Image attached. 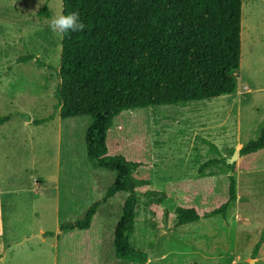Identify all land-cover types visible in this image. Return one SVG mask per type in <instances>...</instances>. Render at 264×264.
Listing matches in <instances>:
<instances>
[{"label":"rangeland","instance_id":"obj_1","mask_svg":"<svg viewBox=\"0 0 264 264\" xmlns=\"http://www.w3.org/2000/svg\"><path fill=\"white\" fill-rule=\"evenodd\" d=\"M57 14L63 0H0V23L11 24L0 27V117L10 116L0 126V264H137L114 255L125 193L98 209L89 230H60L82 219L116 176L88 160L91 117H60L62 34L48 26ZM17 43L25 47L21 55L32 53L53 67H43V101L16 98L22 83L12 84L9 74L20 55L8 54ZM233 76L237 89L230 96L125 111L111 126L110 153L139 163L138 179L149 182L138 191L167 195L160 204L140 200L131 238L158 264H264V243L253 257L264 229V148L240 156L264 129V0H242L241 66ZM34 80L39 83L40 73ZM5 93L15 96L12 103ZM235 151L234 171H200L212 159L228 162ZM230 175L237 201L226 216L214 215L228 198ZM179 206L195 208L200 220L177 226Z\"/></svg>","mask_w":264,"mask_h":264},{"label":"trees","instance_id":"obj_2","mask_svg":"<svg viewBox=\"0 0 264 264\" xmlns=\"http://www.w3.org/2000/svg\"><path fill=\"white\" fill-rule=\"evenodd\" d=\"M72 12L79 14L85 28L62 34L56 92L60 117H91L85 133L88 160L96 169L114 172L116 178L82 219L66 222L60 230H89L98 209L125 193L114 234V255L137 264H158L150 250L135 246L131 238L140 200L160 204L167 195L156 190L138 191L140 184L149 183L137 177L140 164L111 154L108 134L113 121L125 111L185 106L236 92L233 73L241 66L242 0H63V14ZM32 59L40 67L53 69L32 53L20 55L13 65ZM9 120L10 116L0 117V126ZM263 148L264 129L257 139L243 145L240 156ZM208 166H221L230 173L236 163L221 157L210 160L200 171ZM236 201V181L230 175L228 198L214 215L226 216ZM175 214L177 226L200 220L195 208L179 206ZM263 243L264 229L253 257Z\"/></svg>","mask_w":264,"mask_h":264},{"label":"crops","instance_id":"obj_3","mask_svg":"<svg viewBox=\"0 0 264 264\" xmlns=\"http://www.w3.org/2000/svg\"><path fill=\"white\" fill-rule=\"evenodd\" d=\"M7 16L6 18L8 20H13L12 17H10V15H4ZM21 19V17H20ZM22 20V19H21ZM11 26L10 22L7 21L6 23H0V27L2 28H7ZM24 28V27H23ZM35 30V29H34ZM15 48L14 51L11 52L10 54H8V56H19L21 55V51L24 49L25 47L22 45L20 47V44H14ZM10 58V57H9ZM4 60V59H2ZM45 69L43 67H38L34 60H29L26 63H20L19 65L16 64L13 66V68L10 71L9 77L12 78V84H16L18 81L19 83H22V85L20 86V94L16 95V98L19 96L24 97L26 100L28 98L31 99H40V101H43L46 96L44 94H46V81H47V77L45 76ZM40 73V81L37 84L34 80V78ZM31 80V82H29ZM33 81V82H32ZM26 83V84H24ZM5 97L6 100L9 103H12L11 100H14L15 96L12 94H6L5 93ZM60 113V112H59Z\"/></svg>","mask_w":264,"mask_h":264},{"label":"clouds","instance_id":"obj_4","mask_svg":"<svg viewBox=\"0 0 264 264\" xmlns=\"http://www.w3.org/2000/svg\"><path fill=\"white\" fill-rule=\"evenodd\" d=\"M41 2V0H40ZM49 28L53 32L60 34L68 32H79L85 28L84 23L80 20L79 14L76 12L68 14H57L49 21Z\"/></svg>","mask_w":264,"mask_h":264},{"label":"water","instance_id":"obj_5","mask_svg":"<svg viewBox=\"0 0 264 264\" xmlns=\"http://www.w3.org/2000/svg\"><path fill=\"white\" fill-rule=\"evenodd\" d=\"M238 155H239V152L238 151H235L233 157H231L228 162L230 164H233L235 162V160L238 158Z\"/></svg>","mask_w":264,"mask_h":264}]
</instances>
